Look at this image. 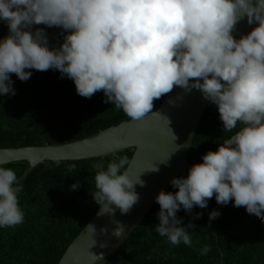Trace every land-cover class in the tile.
I'll list each match as a JSON object with an SVG mask.
<instances>
[{
    "label": "clouds",
    "instance_id": "obj_1",
    "mask_svg": "<svg viewBox=\"0 0 264 264\" xmlns=\"http://www.w3.org/2000/svg\"><path fill=\"white\" fill-rule=\"evenodd\" d=\"M244 17L258 26L237 40L233 30ZM0 20L9 29L0 40V94L15 95L10 74L23 82L32 75L26 69H54L74 81L78 95L103 91L105 103L135 121L179 86L200 90L218 107L224 133L243 125L193 165L187 178L172 179L177 192L160 191L159 236L191 247L188 229L196 226H181L177 212L203 209L214 195L218 204L234 200L264 221V0H0ZM36 25L62 28L63 43L50 47L44 28L33 31ZM129 164L121 157L106 170L95 166L93 198L101 210L115 205L127 214L139 202L135 189L144 181L130 177ZM21 185L12 168L0 167V227L24 222ZM219 215L213 210L209 219ZM119 225L117 237L123 235ZM200 251L205 255L210 248Z\"/></svg>",
    "mask_w": 264,
    "mask_h": 264
},
{
    "label": "trees",
    "instance_id": "obj_2",
    "mask_svg": "<svg viewBox=\"0 0 264 264\" xmlns=\"http://www.w3.org/2000/svg\"><path fill=\"white\" fill-rule=\"evenodd\" d=\"M50 33L56 27L36 25ZM9 34L5 21L0 20V40ZM64 33L52 41L50 47H59ZM32 75L21 81L12 78L15 95L0 94V147H21L44 144H63L84 139L123 121L131 120L122 109L111 102L105 103L103 91L91 98L77 94L74 81L58 70L37 71L26 69ZM168 94V93H167ZM167 94L154 100L157 110ZM243 125L238 122L232 132L223 131L218 107L209 103L197 128L188 160L202 163L208 151H217L224 139L233 135ZM135 148L104 157L52 160L39 163L22 181L18 194L24 222L10 228L0 227V264H59L73 240L94 217L100 206L95 202L96 165L107 169L109 162L121 157L131 161ZM75 164L76 169L69 171ZM30 166L28 160L0 165L12 168L19 178ZM128 165H126V168ZM125 169H121L123 172ZM188 174L177 177L187 178ZM176 177V178H177ZM77 184L78 188L73 189ZM178 191L172 184L164 190ZM210 211L220 215L212 220V228L219 237L224 264H264V221L249 215L245 207H235L234 200L227 205L218 204L215 195L209 200ZM160 205L153 207L122 244L107 264H220L222 254L215 241L205 208L194 206L191 213L181 210L177 217L182 225L194 224L188 229L192 246L182 242L173 246L166 237L155 232L159 223ZM196 213H202L195 218ZM210 251L201 255V249Z\"/></svg>",
    "mask_w": 264,
    "mask_h": 264
},
{
    "label": "water",
    "instance_id": "obj_3",
    "mask_svg": "<svg viewBox=\"0 0 264 264\" xmlns=\"http://www.w3.org/2000/svg\"><path fill=\"white\" fill-rule=\"evenodd\" d=\"M257 26V22L248 24L244 17L235 25L233 36L238 40ZM63 33L60 27L53 29L47 34L49 44ZM14 76V73L10 74L11 79ZM209 103L200 90L186 91L175 86L161 106L140 121H123L93 136L63 144L0 147V165L19 160L30 162L19 180L47 160L59 164L63 160L104 157L135 148L127 169L132 179L140 176L144 181L143 186L137 184L135 189L140 196L139 202L127 214L121 213L115 205L105 210L100 208L70 244L59 264H107L110 261L153 207L160 191H164L173 178L189 174L193 164L188 155ZM153 166L159 170L151 171ZM205 210L209 219V201ZM119 224H122L123 235L117 237L113 233L121 227ZM209 226L222 254L220 264H224L219 237L210 219ZM92 254L102 258L94 259Z\"/></svg>",
    "mask_w": 264,
    "mask_h": 264
}]
</instances>
